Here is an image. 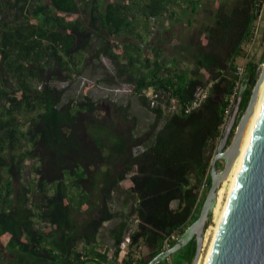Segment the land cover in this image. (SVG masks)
Instances as JSON below:
<instances>
[{
  "label": "trees",
  "instance_id": "16d2710c",
  "mask_svg": "<svg viewBox=\"0 0 264 264\" xmlns=\"http://www.w3.org/2000/svg\"><path fill=\"white\" fill-rule=\"evenodd\" d=\"M202 4L0 0V244L6 250L67 264H116L118 245L131 230L130 246L141 245L135 264H147L170 232L187 233L210 184L211 149L235 82L240 78L242 113L264 61V52L256 61L246 49L262 0H222L205 12L207 22L194 25ZM183 17L192 29L184 34L176 29ZM85 73L96 85L130 86L152 122L139 132L130 102L95 100L90 86L79 98L66 97ZM208 82L201 106L183 113ZM149 93L157 95L156 107ZM118 194L129 204L125 216L112 207ZM116 219L112 246L99 248L104 223ZM185 248L186 264L195 253L193 238Z\"/></svg>",
  "mask_w": 264,
  "mask_h": 264
},
{
  "label": "water",
  "instance_id": "95a60500",
  "mask_svg": "<svg viewBox=\"0 0 264 264\" xmlns=\"http://www.w3.org/2000/svg\"><path fill=\"white\" fill-rule=\"evenodd\" d=\"M263 75L264 61L257 68L258 79L246 108L239 112L241 95H238L221 136L215 148L211 149L210 184L198 216L189 225L185 237L147 264H156L161 258L174 254L192 238L195 253L190 264L197 263L217 192L238 155ZM219 160L224 161L221 170L217 169ZM205 264H264V90Z\"/></svg>",
  "mask_w": 264,
  "mask_h": 264
},
{
  "label": "rangeland",
  "instance_id": "374dc122",
  "mask_svg": "<svg viewBox=\"0 0 264 264\" xmlns=\"http://www.w3.org/2000/svg\"><path fill=\"white\" fill-rule=\"evenodd\" d=\"M221 1L222 0H203V4L201 6L202 8L200 9V11L197 12V14H195L192 17L193 24L199 25L200 23L207 22L208 19L205 15V12L207 13V10L214 9L217 6L218 2H221ZM262 1H263L262 10H261L260 16L258 17L254 25V28H255L254 40L249 45L246 46V49H248L249 54H251L254 57L253 59L256 61L260 58V56L264 52V0ZM186 20H187L186 17H183V23L178 24L176 27L177 32L179 33L182 32L184 34L186 32H189L188 30H192V29H187ZM103 61L106 64V66L108 67L110 66L109 61L106 58H103ZM241 62L244 63V60ZM85 85L90 86L87 93L89 96H91L95 100L109 98L119 103H126L127 101L130 102L131 111L137 117V122H138L137 125H138L139 132L144 131L147 128L148 124L152 122L153 120L152 112L138 103L136 97L131 93V87L128 85H122L117 88H108L101 84L96 85L94 84V78L91 79L90 77H88V74L85 73L82 77H80L74 83L69 85V87L66 89L65 96L79 98L82 93V89ZM57 86L59 88H62L65 85L63 83H57ZM227 189H228V185L226 184L225 185V195H226ZM206 193L207 191L204 188L202 191V195L204 194L202 197L203 199ZM214 205H215V202H214ZM214 225H215V219L213 217V213H211L209 222L207 226L205 227V232L207 231V229H209L210 227H213ZM210 238L211 237L209 235V239L202 246V251L200 254L202 258L206 254V250L208 248ZM190 263L188 262L186 264H190Z\"/></svg>",
  "mask_w": 264,
  "mask_h": 264
},
{
  "label": "built area",
  "instance_id": "2783aa9c",
  "mask_svg": "<svg viewBox=\"0 0 264 264\" xmlns=\"http://www.w3.org/2000/svg\"><path fill=\"white\" fill-rule=\"evenodd\" d=\"M253 40H254V37H253L252 41ZM243 70H244V63L241 62L237 67L238 77L242 76ZM239 79L235 82L232 93L228 98V105L224 109V113H223V121L224 122L222 125V129L225 126V124L229 118V115L231 113L235 99L239 95V81H240ZM210 88H211V82L205 83L202 87H199L196 90L194 97L188 103L183 104V106H182L183 113L188 114L192 110L199 108L201 106V104L204 102V100L207 98ZM148 96H149L150 106L156 107L157 95L149 93ZM174 110H176V107L174 105H172L170 107V111H174ZM180 230H181L180 228H176L164 238L163 243H162V250L163 251L171 248L172 244L174 242H177L181 238ZM130 244H131V230H127L124 233L123 238L118 245L119 252H118L116 264H124L123 259H125L126 256L129 255V253H132L131 254L132 259H130L127 262V264H135V262L138 258L140 249H141V245L139 243V244H135L133 247H131ZM111 256H112V253L110 252L108 255V258L111 259ZM165 258H166L167 264H171L170 256H166Z\"/></svg>",
  "mask_w": 264,
  "mask_h": 264
},
{
  "label": "bare ground",
  "instance_id": "6f19581e",
  "mask_svg": "<svg viewBox=\"0 0 264 264\" xmlns=\"http://www.w3.org/2000/svg\"><path fill=\"white\" fill-rule=\"evenodd\" d=\"M263 90H264V75H263L262 80L258 86L257 98H256V101L254 103L253 111L247 120L245 129H244L243 134H242V139L240 141L238 155L234 159L232 166H231L225 180L221 183V186L217 192L215 205L213 206V209H212L213 217L215 219V225L213 227H210L209 229H207V231L204 234V239H203V245H204V243L209 239V235L211 237L210 241H209L208 248L206 250V254L204 255L203 258H202V256H200L196 264H205V261L209 256V250H210V247L212 244V240L215 236L216 229H217L218 224L220 222L222 213L224 211V208H225V205H226V202H227V199H228V196H229V193H230V190H231V187H232V184H233V181H234V178H235L238 166H239V162L241 160L243 151L245 149V146H246V143H247L253 122H254L255 117L257 115ZM226 184L228 185V189H227V192L225 195V185Z\"/></svg>",
  "mask_w": 264,
  "mask_h": 264
},
{
  "label": "crops",
  "instance_id": "0c3cea01",
  "mask_svg": "<svg viewBox=\"0 0 264 264\" xmlns=\"http://www.w3.org/2000/svg\"><path fill=\"white\" fill-rule=\"evenodd\" d=\"M115 211H119L122 215L127 214L129 204L126 202L125 196L118 194L115 196L114 204L112 205ZM119 219L104 223V227L101 229L100 236L97 238V244L99 248L101 245L112 246L113 239L111 238V230L117 225ZM80 247V246H79ZM54 257L59 255V251H52ZM64 258V257H63ZM72 259V257H71ZM84 257H81V260ZM0 264H67L66 258L64 260L58 259L52 261L44 258L33 257L25 252L17 250H6L2 244H0ZM83 264H97L93 261H89Z\"/></svg>",
  "mask_w": 264,
  "mask_h": 264
},
{
  "label": "flooded vegetation",
  "instance_id": "af4514ba",
  "mask_svg": "<svg viewBox=\"0 0 264 264\" xmlns=\"http://www.w3.org/2000/svg\"><path fill=\"white\" fill-rule=\"evenodd\" d=\"M223 165H224V161L219 160L217 162V169L221 170L223 168ZM182 237H185V234L181 235V238ZM185 246L182 247L181 249H179L178 251H176L174 254H172L173 256L170 255L171 256V264H185V262H184L185 252H186ZM156 264H167L165 257L161 258Z\"/></svg>",
  "mask_w": 264,
  "mask_h": 264
}]
</instances>
